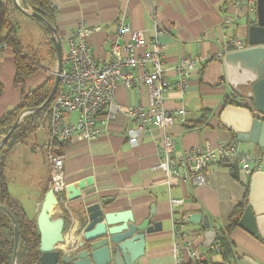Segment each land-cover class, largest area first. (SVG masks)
<instances>
[{"label": "crops", "instance_id": "0c3cea01", "mask_svg": "<svg viewBox=\"0 0 264 264\" xmlns=\"http://www.w3.org/2000/svg\"><path fill=\"white\" fill-rule=\"evenodd\" d=\"M10 8V18L32 37L31 45L23 53L36 62L38 72L17 85L13 51L8 47L0 52V117L14 111L22 101L23 93L34 92L55 77L58 69L56 52L42 27L21 12L14 0H0ZM58 15L56 28L62 44L81 26H99L92 34L90 46L93 55L102 61L110 59V44L118 24L124 21L132 29L145 32L147 40L158 41L165 47L171 89L166 95L165 108L186 111L185 123L178 121L168 129L176 141V154L212 146L236 144L240 150L254 157L264 155L255 144L240 141L224 128L220 116L226 97L236 103L251 106L246 97L238 96L226 79L224 57L234 48L229 44L234 37L241 38L243 49L248 47L249 28L257 22L256 0H52ZM252 26V25H251ZM126 36L121 43L128 41ZM203 60L191 70L187 94L181 97L176 89L179 76L175 68L185 59ZM143 70H136L141 76ZM3 78L6 81H3ZM7 84L11 86L7 94ZM116 103L127 108H149V90L139 84L133 88L119 85ZM32 114V113H30ZM27 114L26 116L30 115ZM24 118V117H23ZM22 118V119H23ZM205 120L203 126L189 129ZM22 121V120H21ZM127 113L102 128L98 138L91 141L73 137L63 144L64 172L67 186L81 187L82 199L68 206L58 207L56 218L66 220L65 239L73 243L74 233L81 222L74 218V208L108 200V212L133 211L144 218L154 206L153 223H162V232L147 236L146 254L141 264H199L190 255L192 250L205 253L202 247L208 231L223 230L238 204L244 199L246 186L252 175L242 172L237 163H219L206 172V183L194 187L185 181L166 184L165 174L156 169L163 157L162 132L152 130L141 144L132 147L126 141L129 126ZM48 121L42 120L25 143L16 144L5 156L4 175L8 195L19 202L26 216L37 222L45 197L51 189L47 160ZM264 171V169L262 170ZM256 173V172H255ZM171 199L178 200V204ZM70 208V209H69ZM73 208V209H72ZM200 214L201 224L191 223L189 217ZM76 222V226L73 224ZM180 236L174 234V227ZM74 227V228H73ZM230 240L238 258L237 264H250V258L264 264V242L240 227ZM204 262L220 264L218 254H207Z\"/></svg>", "mask_w": 264, "mask_h": 264}, {"label": "built area", "instance_id": "2783aa9c", "mask_svg": "<svg viewBox=\"0 0 264 264\" xmlns=\"http://www.w3.org/2000/svg\"><path fill=\"white\" fill-rule=\"evenodd\" d=\"M15 1L20 5L19 0ZM26 12L32 13L30 9ZM99 30V26H81L63 44L61 82L49 107L47 160L51 189L62 205L67 206L63 144L75 136L86 141L95 140L102 128L124 111L130 121L125 134L130 146H139L143 137L154 129L162 132L163 159L156 169L165 174L168 186H172L174 181H185L201 187L206 183L208 169L222 162L239 164L248 176L264 169V155L254 157L241 151L236 144H206L177 155L176 141L168 129L178 121L185 123L186 111L165 108L166 95L171 89L165 66V47L158 41L149 42L145 32L132 29L121 21L110 44V59L102 61L93 55L90 46L92 34ZM126 36L129 40L121 43L120 40ZM229 44L234 49H243L241 38L234 37ZM7 48V43L0 38V52ZM202 62L185 58L175 68L179 76L176 89L181 97L187 94L190 86L191 70ZM138 69L143 70L141 76L135 75ZM139 84L146 85L149 90V108L136 106L125 110L116 103L119 85L133 88ZM171 201L179 203L175 199ZM214 232L217 237L219 231ZM174 234L180 236L176 225ZM208 250L215 254L219 252L216 240L205 253L192 250L190 255L201 264Z\"/></svg>", "mask_w": 264, "mask_h": 264}, {"label": "water", "instance_id": "95a60500", "mask_svg": "<svg viewBox=\"0 0 264 264\" xmlns=\"http://www.w3.org/2000/svg\"><path fill=\"white\" fill-rule=\"evenodd\" d=\"M15 5L29 18H37L48 27L54 42L58 69L44 105L22 113L17 124L2 138L0 152L23 117L41 111L52 102L61 82L63 68V44L57 29L41 16L27 13L16 1ZM256 14L257 22L249 28L248 47L226 54L223 61L229 87L238 96L250 100L251 106L238 103L226 106L221 113L220 122L238 140L255 144L264 150V0H256ZM82 197L81 187L67 186L68 207ZM108 204V200L89 206L83 204V219L74 214V218L81 222L80 228L74 233L76 239L73 243H67L66 220L55 217L57 208L64 205L60 203L54 190L50 189L37 219L41 254L39 264H141V259L146 254L147 236L160 233L163 229L161 222L153 223L154 206L150 215L144 218L133 211L108 212ZM0 209L5 210L1 204ZM201 217L200 214H193L189 220L191 223L201 224ZM15 226L16 253L19 238L16 222ZM73 226H76V222ZM239 227L264 242V171L256 172L251 177L249 204ZM204 239L202 247L208 249L216 240V233L208 231ZM245 261L260 264L250 258H245Z\"/></svg>", "mask_w": 264, "mask_h": 264}, {"label": "trees", "instance_id": "16d2710c", "mask_svg": "<svg viewBox=\"0 0 264 264\" xmlns=\"http://www.w3.org/2000/svg\"><path fill=\"white\" fill-rule=\"evenodd\" d=\"M20 6L24 9H30L33 14L41 16L52 27L56 28L57 9L54 7L52 0H19ZM10 8L7 3L0 1V38L7 43L8 47L13 51L16 66V84L23 85L24 81L33 77L38 72V65L29 59L23 53L22 45L18 38V26L10 18ZM34 22L42 27L50 40V45L55 52L52 34L48 27L38 20L31 18ZM254 25V23H251ZM233 51V50H231ZM55 77L50 79L44 86L34 92L23 93L21 104L11 113L4 117H0V142L3 137L9 134L12 128L17 124L23 112L38 109L44 105L53 87ZM3 86L0 83V95L3 93ZM236 102L226 97L224 100L225 107L235 105ZM50 104L43 107L41 111L34 112L25 116L17 125L15 131L5 143L0 152V204L5 210L0 209V264H39L41 254L40 234L37 222L30 220L21 206V204L8 195L6 178L4 175L5 156L18 143H25L28 137L38 128L44 119H49ZM205 120L194 123L189 129H196L203 126ZM250 184L246 186V194L244 199L235 208L234 213L230 217L227 226L223 230H219L216 237V243L219 245L221 257L220 264H237V256L234 245L230 237L234 230L239 228V222L243 216L245 209L249 204ZM74 213L78 218L83 219L82 206L74 208ZM18 226L19 238L18 247L15 253L16 243V226ZM207 254H214L211 250ZM203 264H208L204 262Z\"/></svg>", "mask_w": 264, "mask_h": 264}, {"label": "rangeland", "instance_id": "374dc122", "mask_svg": "<svg viewBox=\"0 0 264 264\" xmlns=\"http://www.w3.org/2000/svg\"><path fill=\"white\" fill-rule=\"evenodd\" d=\"M14 3H15V0H14ZM19 30L21 31V32H23L24 31V29L22 28V27H20L19 28ZM19 30H18V37L19 38H21L22 40H23V43H24V50L25 51H27V46H29V45H31V40H32V37L29 35V34H26V31H25V34L24 33H21L20 34V32H19ZM234 51H237V49H233V51L232 52H234ZM56 75V74H55ZM3 81L5 82L6 81V79L5 78H3ZM54 81H55V79H54ZM54 83V82H53ZM7 94L10 92V87L11 86H9V84H7Z\"/></svg>", "mask_w": 264, "mask_h": 264}]
</instances>
